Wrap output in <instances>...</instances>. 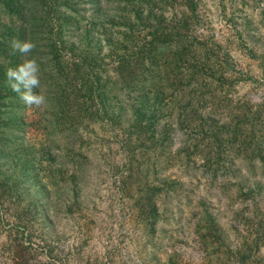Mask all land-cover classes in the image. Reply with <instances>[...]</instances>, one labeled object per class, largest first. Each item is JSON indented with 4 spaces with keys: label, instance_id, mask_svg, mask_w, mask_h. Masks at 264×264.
I'll list each match as a JSON object with an SVG mask.
<instances>
[{
    "label": "rangeland",
    "instance_id": "rangeland-1",
    "mask_svg": "<svg viewBox=\"0 0 264 264\" xmlns=\"http://www.w3.org/2000/svg\"><path fill=\"white\" fill-rule=\"evenodd\" d=\"M58 3L40 108L0 14V264H264V0Z\"/></svg>",
    "mask_w": 264,
    "mask_h": 264
},
{
    "label": "trees",
    "instance_id": "trees-1",
    "mask_svg": "<svg viewBox=\"0 0 264 264\" xmlns=\"http://www.w3.org/2000/svg\"><path fill=\"white\" fill-rule=\"evenodd\" d=\"M60 1V0H59ZM68 0H63L58 3V0H49L44 1V4L40 0H0V14L8 15L9 17H16L19 22V26L13 27L11 25H3V37L5 36V41L10 45L13 38L25 41L30 40L33 42L36 47L29 54V58H35L40 65V78L44 84L47 85V91H45L46 96L52 97L55 94L64 91L65 85L67 81L73 80V78L66 79L63 76L66 74L65 69L60 65H57L58 71L53 75L50 74V69L48 64L42 63V51L39 49V37L43 31L44 26L48 25V21L46 18V14L49 12L52 13V9H50L49 5H65ZM49 5H48V4ZM50 10V11H49ZM57 8V12H58ZM1 17V16H0ZM72 21V19H68L67 22ZM5 45V43H3ZM3 52H8V56L10 60H14L15 62H21L22 58L20 54H12L10 47H6V50L3 47ZM55 51L52 52V54ZM44 74V75H43ZM68 76V75H67ZM74 78L77 79V76L74 75ZM6 90H11L9 85L6 87ZM62 99H59L61 101ZM56 103H60V102Z\"/></svg>",
    "mask_w": 264,
    "mask_h": 264
},
{
    "label": "clouds",
    "instance_id": "clouds-1",
    "mask_svg": "<svg viewBox=\"0 0 264 264\" xmlns=\"http://www.w3.org/2000/svg\"><path fill=\"white\" fill-rule=\"evenodd\" d=\"M36 45L30 40L20 41L15 38L10 43L12 54H20L23 59L14 68L6 69L5 75L10 89L19 95L20 100L29 107L40 108L46 106L45 95L38 90L41 86L40 65L29 54Z\"/></svg>",
    "mask_w": 264,
    "mask_h": 264
}]
</instances>
